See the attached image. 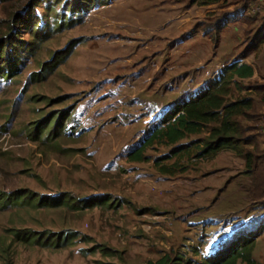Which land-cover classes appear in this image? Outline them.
<instances>
[{
    "label": "rangeland",
    "instance_id": "obj_1",
    "mask_svg": "<svg viewBox=\"0 0 264 264\" xmlns=\"http://www.w3.org/2000/svg\"><path fill=\"white\" fill-rule=\"evenodd\" d=\"M70 1L0 0V37L13 33L12 40L33 42L12 54L18 58L13 73L0 79V194L27 189L76 200L103 197L106 203L76 211L0 206V243L11 247L12 264H149L163 257L202 262L233 229L255 235L264 222V198L253 200L249 175L234 153L190 158L191 142L203 134L181 141L173 154L176 145L154 144L144 152L147 160L128 159L157 124L158 110L215 80L221 60L239 53L234 47L236 33L246 27L237 17L244 0H107L87 11H71ZM31 14L42 29L35 41L29 24H21ZM177 14L188 18L182 32ZM216 20L229 24L217 44L211 30ZM70 48L45 79L33 80L43 63H55ZM256 107L243 121L246 135L258 136ZM44 118L50 122L44 133H33ZM161 166L172 173L160 172ZM23 228L75 231L90 240L77 238L61 249L11 241L9 230ZM252 256L264 263V229Z\"/></svg>",
    "mask_w": 264,
    "mask_h": 264
},
{
    "label": "trees",
    "instance_id": "obj_2",
    "mask_svg": "<svg viewBox=\"0 0 264 264\" xmlns=\"http://www.w3.org/2000/svg\"><path fill=\"white\" fill-rule=\"evenodd\" d=\"M106 1L107 0H72L69 4L71 11L73 7H76V9H78V7H84L86 8L85 11H87L88 8H91L93 5L95 6L98 2L100 5H103L108 3ZM218 1L219 0H203L201 5H210ZM253 1L254 0H245L243 5L246 9L245 14L237 16L238 21L246 25L244 30V35L246 34L245 37L248 42L246 50L264 42V15L259 17L258 14H247L250 7L249 3ZM24 15L28 18V10L25 11ZM32 17L33 15L31 14V21L30 19L25 20V22H21V24H29L28 28H26L28 29L27 33L33 35V40L35 41L41 34L42 29L39 24L35 28ZM61 19L62 17L59 18V21H61ZM220 21L221 20H216L214 24L215 27L211 29L213 31V40L215 44L218 43L219 33L223 28V26L220 25ZM250 26L252 27L248 29ZM11 28L12 27H9L10 31ZM212 31L209 30L207 34L212 33ZM12 38L13 33H7L6 36L0 37V79L4 76L8 78L10 74L13 73L14 68H12V65L15 64L18 58L15 56V58L12 59V54L16 55V51L19 53L23 50L24 45L30 44L28 42H22L21 40H12ZM32 43L33 42H31L30 45H32ZM27 49L30 51L33 48L29 47ZM71 50L72 48L68 49L61 57L55 58L57 59L55 63H43L40 66L41 71L32 75L35 76L33 80L36 82L45 79L48 73L54 71V69L66 59ZM52 61H54V59ZM234 68V64L227 66L223 69L222 75L217 76L212 82H208L207 89L199 92L188 101L182 98L177 103L166 108L158 118L155 127H152L145 139L130 151L128 155L129 161L142 162L147 160L144 152L154 144H163L165 146L176 145L171 150L173 154L180 149L178 143L190 136H200L203 134L202 137L191 142L189 148H195V153H193L190 158L195 157L197 160L209 158L222 150L234 153L237 157L244 160L245 173L252 177L251 187L249 188V191H251V193H249L252 194L251 197L253 200L264 198V152L259 151L258 143L256 142L257 135H246L248 128L243 125L244 120L251 118L250 111L255 107L254 100L250 94L247 93L237 95L234 98L232 86H234L239 93L241 90H256L257 88L255 85H250L251 88H249V85L243 86L237 82L233 83L232 71ZM246 68L249 69L247 66ZM261 100L264 101V91ZM58 117H61L60 120H62V115L58 114ZM60 123V121L53 122V131ZM49 124L48 118L37 121L34 124L33 133L37 132V135H42ZM205 131L207 133H203ZM158 159L161 160V158ZM160 172L172 173L164 166H161ZM105 203L106 200L103 197H89L76 200L66 193L54 196H43L34 194L27 189H19L11 193L0 194V206L4 208L12 206H29L35 209L42 207H64L76 211L90 209ZM260 221H264V215ZM263 224H258L256 226V234L249 238L243 236V232H240L241 230L234 231L233 229L231 235H227L226 238H222L221 241L217 242L219 245L216 247L215 251L210 252L208 258L202 262H195L192 259H183L181 257L171 259L163 257L149 264H238V261L243 264H264L255 260L252 256L255 240L260 231L264 229ZM9 233L11 235V241L13 239L17 243L23 245L52 249H61L71 246L77 238H80L82 241L90 240V238L85 236L82 238L79 237V234L75 231L37 232L32 229L23 228L10 229ZM10 250L11 247L9 245L5 246V243H0V260L2 264H12ZM104 250L106 249L102 251ZM104 254L107 253L104 252Z\"/></svg>",
    "mask_w": 264,
    "mask_h": 264
},
{
    "label": "crops",
    "instance_id": "obj_3",
    "mask_svg": "<svg viewBox=\"0 0 264 264\" xmlns=\"http://www.w3.org/2000/svg\"><path fill=\"white\" fill-rule=\"evenodd\" d=\"M245 2V0H244ZM250 7H252V9L250 10L252 14H261L262 12H264V0H254L253 2H250ZM255 8H261L262 11L257 12L255 11ZM246 9L244 8V6H242V8L239 9V14L238 16L241 14H245ZM249 11V10H248ZM262 16L264 14H261ZM174 19H176L174 21V23L177 26L178 30L180 28V32H182L181 27L183 26L182 24H186L188 18H180L181 15L177 14L173 16ZM224 24V22H223ZM243 24V23H242ZM229 24H227L225 27H223L224 29L228 26ZM245 25V24H243ZM244 28H241V31L239 30L238 33H236V37L237 42H236V46L234 47V51L238 48L239 53L232 55V58L229 61H222L220 62V66H218L220 69H225L227 66L234 64L235 68L232 71L233 73V78H232V82H237L241 85H255V87L257 88L256 90L253 89H248L247 91L245 90H241L240 93L236 90V88L234 86H232V90H233V94H234V98L237 95H243L244 93L250 94V96L253 98L254 100V104L255 107L259 110V114L261 115V119H260V127L258 129L259 133L257 136V141L258 143L264 148V101L261 100L262 98V93L264 91V42L263 43H259L255 46H253L252 48H249L248 50H246V40L243 37L244 34ZM179 33V32H178ZM175 39V38H174ZM220 41V40H219ZM176 41L174 40V43ZM219 43V42H218ZM243 45V46H242ZM217 46V45H216ZM240 46V47H239ZM245 52V53H244ZM244 53V54H243ZM246 66L249 68L247 69ZM219 69V71H220ZM223 69L217 74V76L222 75V71ZM193 71V69H192ZM228 75V74H226ZM207 84L208 82H203L199 87L197 86L196 89H194V94L191 95H187L186 97H182L184 100H189L190 98L194 97L195 95H197L199 92L207 89ZM251 86L249 88H251ZM181 98V99H182ZM180 99V100H181ZM159 112H157L160 116V114L164 111H162L161 109L158 110ZM158 116V117H159ZM152 117V115L150 116ZM240 158V157H239ZM244 165V160L241 159ZM245 166V165H244ZM245 171V170H244ZM244 174H246L244 172ZM248 178V179H247ZM246 178L247 183H249L250 185L249 188L251 187V183H252V177L248 176ZM236 180V178L232 179V184H234V181ZM231 184V183H229ZM232 186V185H231ZM235 187V186H233Z\"/></svg>",
    "mask_w": 264,
    "mask_h": 264
},
{
    "label": "built area",
    "instance_id": "obj_4",
    "mask_svg": "<svg viewBox=\"0 0 264 264\" xmlns=\"http://www.w3.org/2000/svg\"><path fill=\"white\" fill-rule=\"evenodd\" d=\"M255 11L260 12L262 10H261V8H255Z\"/></svg>",
    "mask_w": 264,
    "mask_h": 264
}]
</instances>
